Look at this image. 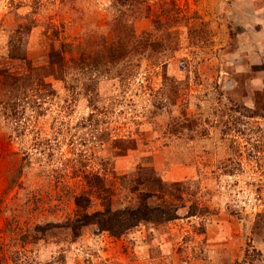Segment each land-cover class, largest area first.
<instances>
[{"label":"rangeland","instance_id":"rangeland-1","mask_svg":"<svg viewBox=\"0 0 264 264\" xmlns=\"http://www.w3.org/2000/svg\"><path fill=\"white\" fill-rule=\"evenodd\" d=\"M0 264H264V0H0Z\"/></svg>","mask_w":264,"mask_h":264},{"label":"trees","instance_id":"trees-1","mask_svg":"<svg viewBox=\"0 0 264 264\" xmlns=\"http://www.w3.org/2000/svg\"><path fill=\"white\" fill-rule=\"evenodd\" d=\"M114 22H111L109 25L117 24L118 19L113 18ZM25 28H32L31 25H25ZM123 27L127 29H131L132 25L129 22L123 24ZM116 36V35H115ZM117 37V36H116ZM115 37V38H116ZM22 41H16L14 38L11 40V57L24 59L27 61L28 68L31 69L33 66L30 61L27 59V53L21 52L23 49ZM109 57L111 62H117L122 57L126 56L127 51H123V47L118 46L116 48L111 49L109 51ZM54 54V51L53 53ZM51 54V55H52ZM57 59H54L55 62H59L62 66L63 64V51L60 49L55 53ZM52 59V58H51ZM53 60L50 61V63ZM52 64V63H51ZM64 65V64H63ZM50 66V65H48ZM48 66H45L48 68ZM14 82L23 80V83H27L26 81H32L33 75L25 74L24 78L13 76ZM18 78V79H17ZM161 184V180H159ZM152 192L149 191L147 193H142L140 197L139 204L136 206H125L123 208H113L112 200L108 199L104 203L105 208L99 209L95 211H91L90 207L92 206V198L86 196L84 194L76 195L75 202L77 205L76 213L74 216H69L65 221L58 223H47L46 225L41 226L45 231V234L48 233L51 227H59L62 229H68L71 231L72 236L78 237L81 235L82 230L89 226H95L99 230L109 231L114 236H122L133 228L139 226L145 222H167L171 221L175 218H178V213L171 212V210L163 211L157 213L154 211V208L149 203V198L152 196ZM107 198V197H106Z\"/></svg>","mask_w":264,"mask_h":264}]
</instances>
